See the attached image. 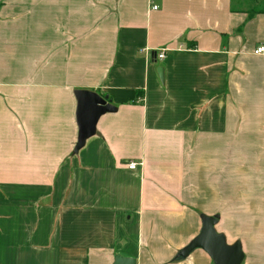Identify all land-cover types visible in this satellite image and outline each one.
Listing matches in <instances>:
<instances>
[{
    "label": "crops",
    "instance_id": "crops-1",
    "mask_svg": "<svg viewBox=\"0 0 264 264\" xmlns=\"http://www.w3.org/2000/svg\"><path fill=\"white\" fill-rule=\"evenodd\" d=\"M259 45L264 0H0V264H214L203 215L264 264Z\"/></svg>",
    "mask_w": 264,
    "mask_h": 264
},
{
    "label": "water",
    "instance_id": "water-1",
    "mask_svg": "<svg viewBox=\"0 0 264 264\" xmlns=\"http://www.w3.org/2000/svg\"><path fill=\"white\" fill-rule=\"evenodd\" d=\"M158 75L164 82V69H158ZM78 102L77 123L79 127L78 141L75 152L78 153L86 144L87 140L97 135V124L99 119L115 111L108 97L103 98L91 91H77L75 93ZM202 229L200 234L191 243L182 249L175 257V261H184L195 251H204L214 264H243L245 254L242 243L237 241L229 244L224 234L219 233L216 226L219 217H208L203 215ZM114 264H137L134 260L116 257Z\"/></svg>",
    "mask_w": 264,
    "mask_h": 264
},
{
    "label": "built area",
    "instance_id": "built-area-1",
    "mask_svg": "<svg viewBox=\"0 0 264 264\" xmlns=\"http://www.w3.org/2000/svg\"><path fill=\"white\" fill-rule=\"evenodd\" d=\"M155 10H157V8H155ZM253 53L256 56L264 55V45H259L258 47H256ZM165 57H166V50H162L161 52L157 53L158 60L162 61L165 59ZM138 166L139 165L137 163H130L129 168L131 170H136Z\"/></svg>",
    "mask_w": 264,
    "mask_h": 264
},
{
    "label": "rangeland",
    "instance_id": "rangeland-1",
    "mask_svg": "<svg viewBox=\"0 0 264 264\" xmlns=\"http://www.w3.org/2000/svg\"><path fill=\"white\" fill-rule=\"evenodd\" d=\"M258 4H259V3H257V6H258ZM260 6H261V5H259L258 8H259ZM186 192H187V194H186L187 197H192V196H193V190H192V186H191V185H190V188L186 190ZM237 224H238V228H239V229H234V232H233V233H234V234H237V233H238V234L240 235L241 232L243 233V230H242L241 227H239V226L243 225V223H237Z\"/></svg>",
    "mask_w": 264,
    "mask_h": 264
}]
</instances>
